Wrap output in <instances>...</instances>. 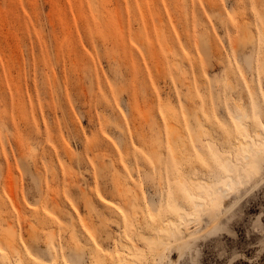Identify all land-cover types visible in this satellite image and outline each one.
Segmentation results:
<instances>
[{
  "label": "rangeland",
  "instance_id": "rangeland-1",
  "mask_svg": "<svg viewBox=\"0 0 264 264\" xmlns=\"http://www.w3.org/2000/svg\"><path fill=\"white\" fill-rule=\"evenodd\" d=\"M245 141L264 0H0V264H264Z\"/></svg>",
  "mask_w": 264,
  "mask_h": 264
},
{
  "label": "bare ground",
  "instance_id": "bare-ground-1",
  "mask_svg": "<svg viewBox=\"0 0 264 264\" xmlns=\"http://www.w3.org/2000/svg\"><path fill=\"white\" fill-rule=\"evenodd\" d=\"M236 118H237L241 123H244V121H243L244 115L239 114V115H237ZM171 128H172V126H171ZM242 142H243V141L240 140L238 143L240 144V143H242ZM244 143H245L247 149H251V150L257 151V152H259V153H261V151H264L263 148L253 146L249 141H245ZM244 157H245V160L248 162L250 156H249L248 154H246ZM229 178H230L231 180H233V179H235V175L230 174V175H229ZM211 185H213V183H211ZM202 186H203V184H202ZM231 188H232V184H231V182L228 180L227 182H225L224 185L216 186L215 188L211 189V190H210V193H212V192H214V191L216 190V191H220L221 194H225V193H227ZM198 192H202V190H200V191H198ZM196 206H197V205H196ZM181 216H182V219H183L182 221H183L184 223L187 222V218H185L184 214H181ZM189 223H191V221L187 222V225H188ZM170 227H171V225L167 224V228H168V229H171ZM184 230H185L186 232H188V231H189V227H188V226H185ZM121 244H124V243H121ZM129 248L131 249V247H129ZM120 260H122V258H120Z\"/></svg>",
  "mask_w": 264,
  "mask_h": 264
},
{
  "label": "snow or ice",
  "instance_id": "snow-or-ice-1",
  "mask_svg": "<svg viewBox=\"0 0 264 264\" xmlns=\"http://www.w3.org/2000/svg\"><path fill=\"white\" fill-rule=\"evenodd\" d=\"M262 163H264V159H262Z\"/></svg>",
  "mask_w": 264,
  "mask_h": 264
}]
</instances>
